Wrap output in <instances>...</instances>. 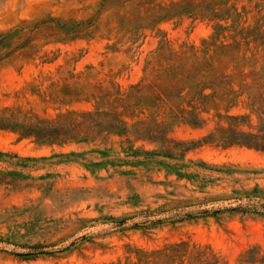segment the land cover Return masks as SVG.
<instances>
[{"label": "rangeland", "instance_id": "374dc122", "mask_svg": "<svg viewBox=\"0 0 264 264\" xmlns=\"http://www.w3.org/2000/svg\"><path fill=\"white\" fill-rule=\"evenodd\" d=\"M229 124H264V0H0V264H264Z\"/></svg>", "mask_w": 264, "mask_h": 264}, {"label": "trees", "instance_id": "16d2710c", "mask_svg": "<svg viewBox=\"0 0 264 264\" xmlns=\"http://www.w3.org/2000/svg\"><path fill=\"white\" fill-rule=\"evenodd\" d=\"M241 117L230 116L229 120L234 122ZM207 139L217 141L224 145H241L264 151V124L260 125L256 132L240 131L232 124L226 127H218Z\"/></svg>", "mask_w": 264, "mask_h": 264}]
</instances>
